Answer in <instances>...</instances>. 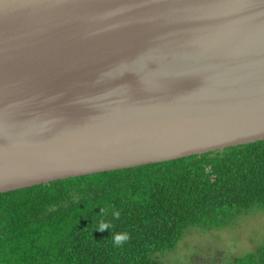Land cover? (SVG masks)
I'll list each match as a JSON object with an SVG mask.
<instances>
[{"label":"water","instance_id":"water-1","mask_svg":"<svg viewBox=\"0 0 264 264\" xmlns=\"http://www.w3.org/2000/svg\"><path fill=\"white\" fill-rule=\"evenodd\" d=\"M264 141V0H0V193Z\"/></svg>","mask_w":264,"mask_h":264},{"label":"trees","instance_id":"trees-1","mask_svg":"<svg viewBox=\"0 0 264 264\" xmlns=\"http://www.w3.org/2000/svg\"><path fill=\"white\" fill-rule=\"evenodd\" d=\"M254 210L264 211V141L68 178L0 193V264H164L190 228ZM117 233L130 239L117 247ZM226 264H264V245Z\"/></svg>","mask_w":264,"mask_h":264},{"label":"rangeland","instance_id":"rangeland-1","mask_svg":"<svg viewBox=\"0 0 264 264\" xmlns=\"http://www.w3.org/2000/svg\"><path fill=\"white\" fill-rule=\"evenodd\" d=\"M264 245V211H252L221 229L190 228L164 264H226Z\"/></svg>","mask_w":264,"mask_h":264},{"label":"clouds","instance_id":"clouds-1","mask_svg":"<svg viewBox=\"0 0 264 264\" xmlns=\"http://www.w3.org/2000/svg\"><path fill=\"white\" fill-rule=\"evenodd\" d=\"M116 218H119V213H114ZM110 227V224L107 222H101L99 225V231H105ZM113 242L117 247L122 246L126 241L130 239L129 235L127 233H117L113 236Z\"/></svg>","mask_w":264,"mask_h":264}]
</instances>
